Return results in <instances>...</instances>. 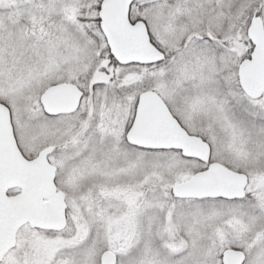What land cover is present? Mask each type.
I'll return each mask as SVG.
<instances>
[{
  "label": "snow or ice",
  "instance_id": "snow-or-ice-1",
  "mask_svg": "<svg viewBox=\"0 0 264 264\" xmlns=\"http://www.w3.org/2000/svg\"><path fill=\"white\" fill-rule=\"evenodd\" d=\"M0 264H264V0H0Z\"/></svg>",
  "mask_w": 264,
  "mask_h": 264
}]
</instances>
